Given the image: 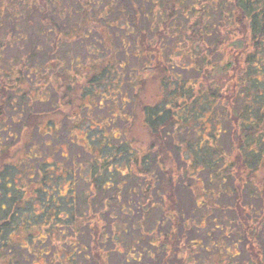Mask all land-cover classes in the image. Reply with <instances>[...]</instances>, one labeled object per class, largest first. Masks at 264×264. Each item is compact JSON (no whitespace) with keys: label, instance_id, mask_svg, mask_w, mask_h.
Segmentation results:
<instances>
[{"label":"trees","instance_id":"1","mask_svg":"<svg viewBox=\"0 0 264 264\" xmlns=\"http://www.w3.org/2000/svg\"><path fill=\"white\" fill-rule=\"evenodd\" d=\"M56 1H61L60 7ZM63 1L0 0V41L9 37L6 41L7 44L4 42L3 44L12 45L10 43L12 38L13 40L19 38L18 40L24 41L26 39L25 35L30 37L45 36V33L41 32L39 27L36 26L38 21L31 19L34 16L52 15L53 17L57 16L59 19L66 16L65 21L60 20L63 23L66 22L67 26L72 20V15L78 14V10H74L72 1H67V8ZM77 1L86 2L88 7L91 8L95 5L92 0ZM129 1L135 15L139 16L140 20L124 21V27L120 28L124 31L125 36L133 35L130 37L137 47L128 52L126 48L128 45L123 40V54L125 57L129 54L131 56L135 54L139 59L145 55L148 62H140V64L149 74H146L144 78L155 76L156 79L158 78L160 85L161 98L159 101L153 105H145L142 109L143 113H141L143 125L150 137L148 150L150 153L146 152L147 154L142 157L135 156L132 145L133 140L127 132L114 134L115 141L108 140L110 132H106V134L104 132L107 131L106 128L111 126V123H114L111 118L114 119L116 114H113L107 119V127L96 132L95 136L100 142L95 140V143H97L95 146L94 141L87 143L89 146L92 144V147L97 148V153L91 154L88 152L91 161L87 164L88 178L86 181L80 174L81 165L79 163L71 166L70 170L62 171L63 169H59L56 164L49 165L45 163V165L42 161L38 162L36 160L37 164L41 165V172H38V174H42L41 177L38 176L39 179L34 180V182H32L33 177H29L28 186L22 180L23 187L26 186L27 189L21 186L19 191L15 193L9 183L11 177L9 179L5 177L9 167L3 165L0 168V264H28L29 257L35 260L31 253L33 249H36V246L31 245L29 240L32 233L24 229L20 230L16 223L19 216L27 217L28 211L32 207L37 210V205L35 202L33 203L35 200L40 208V212H35L36 219L40 223L38 224L42 226V232L46 231L45 234L42 233L44 237L42 248L47 250L44 242L47 238L52 241L55 236L54 231H57L58 236L65 237L64 225L67 224L73 230L81 222L91 223L93 227L90 228L89 243L84 244V248L86 250L89 246L92 251L91 257L96 264H108L109 251L103 249L106 245L108 246L104 230L108 227L111 232L114 231V225H110L109 222H115L116 218L111 216L108 221L109 226L106 227L103 224L106 221L102 216L103 213L95 217L97 212H93L89 220L84 217L86 212L80 213V210L82 206L92 210L98 207H110L113 210L117 208L120 217H122L125 215L121 214L119 207L121 205L127 207L126 203L128 202L133 212L137 210L142 212L146 209V205L143 206L139 199L147 198L150 193L151 186L149 185L151 182L145 187L138 185L139 191L144 194L139 198L135 194V189L128 188L124 190L125 186L129 185L126 179L129 176L131 177L133 173L131 169L133 164L135 168L139 167L140 174L150 175V171H146L141 167H149L153 158L157 160V166L160 168L159 172L162 179L159 190L168 208L167 212L163 213L161 221H158V225L167 222L169 232L162 234L154 227V230L158 232H150L147 235L148 238L145 237L147 239L140 236L134 240L125 253L126 264H129L130 260L139 263L144 257H146L148 264H185V262L187 264L188 261L182 258L181 252L187 249L191 251L190 247L194 251L196 248L197 250L204 248V253L213 252L214 257L209 255L206 259L207 263L201 261V264H210L211 259L217 258L216 264H238L237 258L241 256V253L235 254L232 249L239 250L241 247L239 245L242 242L233 235L232 238H230V235L227 236L226 233L229 234L230 229L223 223L217 224L216 221L211 220V228L208 229L206 238L212 249L204 247V240L199 233L207 225L205 219L211 216L210 204L214 200L211 199L210 192L218 196L223 191L229 193L225 201L234 200L236 202L234 206L236 220L239 224L237 228L242 231L239 232L241 233L239 235H243V241H245V248L249 255L248 264H264V251L262 252L257 242V238H261L262 234H258L259 236L256 234L257 226L255 225L264 224V185L257 190L258 197L255 194L256 192H249L246 187H250L248 183L250 176H248L247 181L245 180L246 177L243 179V173L248 172L249 175H254L256 172H264V0ZM116 2L117 0L106 1L102 13H100L104 16L105 20L101 21H105L106 27L107 24L111 23L106 19L107 16L115 15V19H112L115 21L118 20L117 15L122 14V12L118 13L119 9L115 10ZM155 7L156 11H153ZM81 12L84 13L85 11ZM126 15L129 16V14ZM171 48L178 57L183 58V67L176 65L174 59H165L162 52ZM25 53L27 54L26 59L19 58L18 62L13 65H5L1 61L2 58H0L1 115L4 113L3 109L13 108V104L16 102V90H19L21 85L31 84L36 77L41 76L40 69L42 67H37L36 63H29L30 56L28 57V53ZM139 59L136 60L139 61ZM126 62L125 60L122 61V64H119L118 67L123 66L120 69H124ZM33 65H36L37 71H35ZM176 69L181 72L184 71V78L176 74ZM33 70L38 72L36 77L34 76L35 73H32ZM114 71V68L109 67L104 73H107L108 86L117 89L119 82L121 83L122 73L116 71L115 76H113ZM172 73L175 74L174 77L177 81L176 84L171 86ZM76 75L79 76L78 72H76ZM66 79L67 77L63 78L64 81ZM97 80L94 79L91 82ZM10 91L15 92V95L8 94ZM114 93L119 94V97L121 95L117 90H114ZM42 95L39 97H42ZM17 97L20 100L24 99L23 96L17 95ZM120 101L122 107L120 110H123L126 101ZM35 117L32 119V126L28 128L29 131L37 128L35 126L38 124V117ZM52 126L49 128V133L56 131V125ZM99 133L102 135L101 140ZM86 134L88 138V133ZM68 140L71 141L72 138L69 137ZM44 146L48 147V144L44 143ZM170 150H173V154L176 152L175 155L180 164H177L173 157L170 158ZM141 153L144 154L145 151L142 150ZM151 153H153V158ZM184 153L186 158L183 156ZM7 157L8 155L5 153L1 156V158ZM137 157L140 159L139 161L136 160ZM94 159L100 160L102 164H98ZM119 162H124L122 171L117 166ZM172 163L175 167H178V171L174 169ZM166 165L169 166L168 169L164 168ZM186 167L187 169H184ZM188 168L191 169L190 173ZM14 170L16 172L17 169L14 168ZM25 170V172L21 171L22 175L19 171L13 174L22 178L24 174L31 172L30 169L25 168ZM193 173L205 176L208 185L211 186V188H205L208 191L205 189L202 191L201 189L202 196L208 195L210 202H207L206 205L202 204V206L196 195L194 199V203L196 200V206L194 204L193 207L188 209L189 211H198L201 206L203 207V210H201L204 214L202 213L199 216L198 225L193 221L189 223L185 219V210L183 209H187L188 206L177 204L178 193L176 191L178 185L174 181L175 176L183 175L194 180ZM69 174L73 176H69ZM235 174L237 177L241 174L238 177V188L237 190L229 189L228 176ZM77 179L84 182L83 184L86 185L84 186L87 187L86 189L83 188L85 195L84 198L81 197L84 199L83 202L81 200V203L76 202L74 187ZM6 180L9 184L6 183ZM63 182L67 184V194L70 195H62L61 201L54 202L53 198L55 197L49 194L50 190L48 188L57 190L61 194L60 184ZM37 184H40V187ZM214 184L215 187L220 189L218 194L214 191L215 188L212 186ZM29 190H33L36 195V197L29 198H32L31 202L29 199L23 198ZM40 190L45 191V193L40 192ZM105 190H112L113 192L104 197L101 192ZM96 191L100 193V203L89 200L92 195L94 197ZM121 194L125 195L123 202L120 201L121 197L119 195ZM132 195H136L135 199L140 201L136 206L131 201ZM34 198L36 199L34 200ZM69 199L70 203L68 202ZM246 199L258 201V208L250 209L252 203L245 204ZM239 200H242V203L237 204ZM188 203L190 207L191 200L189 196ZM23 205H28V207ZM65 207L66 211L63 213L62 209ZM148 207L154 208L152 204H148ZM150 210L148 215L151 213ZM143 217L144 215L141 213L140 232L143 231ZM252 218H254L255 223L251 224L249 220ZM73 222L76 225L73 226L71 224ZM263 226L261 227L263 228ZM119 228L116 227L117 232ZM215 231L222 232L226 236L212 240L210 237ZM258 231V233H261V230ZM18 232L22 238L19 242H16L17 239L14 235ZM193 232L199 233V240L190 237V233ZM79 233L80 231L75 232L73 230L72 239L78 242ZM118 236L119 234H117L114 241L116 246L119 245ZM222 239L229 240L231 246H225ZM75 240H72L73 244L70 243L71 249V245H77L76 248H79V243ZM182 240L185 243H182ZM191 242H194L198 247L193 248ZM150 248H153L154 251L151 252ZM131 252L135 257L130 259L127 254ZM44 257H47V255L38 256L39 259ZM69 262L67 264H78L75 259ZM192 262L196 264V261L192 260Z\"/></svg>","mask_w":264,"mask_h":264},{"label":"rangeland","instance_id":"2","mask_svg":"<svg viewBox=\"0 0 264 264\" xmlns=\"http://www.w3.org/2000/svg\"><path fill=\"white\" fill-rule=\"evenodd\" d=\"M67 1H72V7L75 8L74 10H78V14L72 15V20L67 26L66 22L63 23L61 21H65L67 19L66 16L61 17V20L57 16L53 17L52 15L45 17L34 16L31 19L38 21L36 26L39 27L41 32L45 33L46 37L43 35L39 37L37 35L36 37L25 35L26 39L24 41L18 40L19 38H14V40L12 38L10 39V43H12V45L10 44L11 46L3 44V42L6 43L9 37L0 41V45H4L0 47V58H2L1 61L4 62L5 65L16 64L19 58L25 60L27 57L25 52H27L28 57L30 56L29 63H36L37 67H42L40 69L41 76L38 78L36 77L38 72H35L37 71L36 65H33L35 71L33 70L32 73H35V82L33 80V83L31 84L26 83L21 85V88L16 90V102H14L13 99V108L3 109L4 113H2V115L0 113V168H2L3 165L9 167L5 177L8 179L11 177L9 183L12 185V191L15 193L19 191L21 186L23 187L22 180L26 186H28V182L30 181L29 177H33L32 182L39 179L38 176L41 177L42 174H38L41 165L37 164L36 160H38V162L42 161L43 164H56L59 166V169H63L62 171L70 170L71 166L79 163V165H81L80 174L83 179L87 180V164L91 161L90 153H97V148L92 147V144L89 146L87 143L94 141V146L97 144L95 143V140H98L95 136L96 132L102 131L104 127H107V119L113 114H116L114 119L111 118V121L114 123H111V126L106 128L107 131L105 130L104 132V134L110 132L108 140L111 142L115 141V137L113 138L114 134L117 135L121 132H127L133 140L132 145L135 156L142 157L145 154L150 153V151L148 152L150 137L143 125L141 113H143L142 109L145 105H153L159 101L161 98L160 85L158 78L156 79L155 76L144 78L146 74H149V72L147 73L146 69L142 67V64H140V62H148L144 54V57H141V59L137 58L135 54H132V56L130 54L126 57L124 56L122 51L124 45L123 40L128 45L126 47L128 52L133 51L137 46H135L136 43L131 39L133 35H130L131 37L128 35L125 36L124 31L120 28L124 27V21H139V16L135 15V11H133L130 6L129 0H117L115 10L119 9L120 11L118 13L122 12V14L117 15L116 18L118 20L115 21H113L115 15L107 16L106 19L111 21V23L107 24L106 27L105 21H101L105 20L104 16L100 13H102L103 6L108 0H92L93 3H95L93 8L88 7L86 2L81 3L77 0H64L63 2L66 8L68 5ZM56 3H59V7L62 4L61 1H56ZM57 4L56 6H58ZM81 11L85 12L82 13ZM153 11H156V7ZM126 14H129V16L127 17ZM112 21L117 26H113ZM160 31L162 30L160 29ZM120 40L122 41L120 42ZM162 54L165 55V59H174L173 61L176 65L183 67V58L181 56L178 57L172 48L169 50L165 49V52H162ZM136 59H139V61ZM124 60L127 61V64L126 66L124 65V69H120L123 68V66H120V68L118 66L119 64H122V61ZM109 67L115 69L113 76H115L116 71L122 73L120 79L121 83L119 82V87H117V89L108 86L107 73H104V71ZM175 71L177 75L184 78V71L181 72L178 69ZM76 72H78L79 76L76 75ZM172 76L171 86L172 84H176L177 81L176 77H174L175 74L172 73ZM62 77H67L66 81H64ZM94 79L98 80L92 83L91 80L93 81ZM31 88L32 90H30ZM8 90H10V88H8ZM114 90L119 91L121 94L120 97L119 94L114 93ZM8 94L14 96L15 92L12 93V91H10ZM17 95L23 96L24 99L20 100ZM41 95L42 97H39ZM120 100H122V102L123 100L126 101L123 106V111H120V109H122ZM35 116L38 117V124L35 126L37 128L29 131L28 128L32 126L31 122L32 119L36 118ZM52 125H56V131L49 133V128L53 127ZM86 133H88V138ZM49 134H51L52 137ZM98 135H100L101 140L102 135L100 133ZM69 137L74 141H69ZM103 138L106 139L105 136H103ZM98 142L100 141L98 140ZM44 143H47L48 147L44 146ZM142 150L145 151L144 154L141 153ZM169 152L170 158L173 157L176 163L180 164L175 155L176 152L174 154L173 150H170ZM4 153L8 155L7 158H1ZM151 156L153 158V153H151ZM183 156L186 158L185 153ZM94 160L98 164H102L100 160ZM136 160L139 161L140 159L137 157ZM172 162L175 163L174 161ZM118 164L119 165L117 166L120 168L119 170L122 171L124 169V162H119ZM131 167L133 173L131 174V177H127L126 182H128L129 185L125 186L124 190L133 188L136 191L135 194L140 198V196L144 194H142V191H139L138 185H143L145 187L151 182L149 185L151 186L149 190L150 193L149 195L147 194V198L143 197L139 199L143 206L146 205V209L142 212L139 210L133 212L127 202V207L123 205L119 207L121 209V214L125 215L122 217H120L118 212L119 209L117 208L113 210L110 207H98L97 209L92 210L83 208L82 206V209L80 210V213L83 211L86 212L84 217L89 220L93 212H97L95 217L103 213L102 216H104V219L106 220L103 224L106 227L109 226L108 221L111 216L116 218L115 222H109L110 225H114V231L111 232L108 227L104 230V236L107 238L108 246L106 245L103 249L104 251L107 249L109 251L108 264H126L125 253L128 250V246L132 245L133 241L140 236L148 238L147 235H149L150 232L154 233V231L157 230L161 231L162 234H167L169 232V224L167 222L158 225V221H161L163 213L167 212L168 208L163 195L159 190L162 177H160L161 173L159 172L160 168L157 166V160L153 158L152 164L149 167H141L146 171H150V175L143 173L140 174L139 167L135 168L134 164ZM168 167L169 166L167 165L164 166L165 169H168ZM14 168H16V172L19 171L20 174L21 171H26L25 168L30 169L31 172L26 175L24 174V176L20 178L13 174L16 173ZM174 169L178 171V167L174 166ZM184 169H187V167ZM190 170L191 169L188 168L189 173ZM243 174V179L246 177V181L248 176H250L248 181L250 187L246 186L248 191L256 192V196L259 197L257 190L264 185V172H256L254 175H249L248 172ZM53 175H55V173H53ZM69 176L73 175L69 174ZM238 177L236 174L228 176L230 183L228 187L229 189L237 190L239 181ZM193 178L194 180L191 179V177L186 178L185 175L175 176L174 181L178 185V190L176 191L178 193L177 204L188 206L187 209H183L185 210V219H187V222L189 223L190 221H193L198 225L199 216L203 213L202 206L206 205L207 202H210L208 195L202 196L201 192L205 188H211V186L208 185V180L203 175L200 176L197 173H193ZM6 183H8L7 180ZM64 183L65 182L60 184L61 194L57 190L48 188V190H50L49 194H51L52 197H55L53 198L54 202L61 201L62 195H70L69 193L67 194L68 187L67 184ZM83 183L84 182H81L80 179H77V183L74 187L76 202L78 201V203H81V200L82 202L84 201L83 196L85 195V190H83V188L86 189L87 187H85L86 185ZM37 185L40 187V184ZM26 186L23 188L27 189ZM212 186L215 188V193L218 194L220 189L215 187V184ZM146 190L148 189L146 188ZM40 192L45 193L43 190H40ZM86 192L88 193L87 190ZM112 192V190H105L104 192H101V195L106 197ZM94 194V197L92 195L89 200L100 203V193L96 191ZM196 195L198 201L203 205L198 211H189L188 209L193 207L194 204L196 206V200L194 203ZM209 195L211 199L214 200V202L210 204L212 210L211 216L208 219H205L207 220V225L205 224L206 226L203 228L204 230L199 231L204 240V247H210L206 234L208 233V229L211 228V220L213 219L217 224L223 223L228 229H230L229 234L226 233L227 236L230 235V238H232L233 235V237L241 240L242 243L239 245L241 246L239 248L241 256L237 258V261L238 264H248L249 255L245 248V241H243V235H239L241 234L239 232L242 231L237 228L239 224L238 220H236V209L234 206L236 202L234 200L225 201L226 196H228L229 193L224 191L218 196H215L211 192ZM32 196L36 197L33 190H29L23 198L29 199ZM119 196L121 197L120 201L123 202L125 200V195L121 194ZM188 196L191 200L190 207ZM135 197L136 195H132L131 201L134 202V205L136 206L140 201L136 200ZM24 199L23 201H25ZM31 199H29L30 202ZM35 199L36 198H34V200ZM247 200L248 199L245 200V204L252 203L250 209L258 208V201L253 199H251V201ZM69 201L70 199L68 202ZM34 202L37 205V210L32 207L30 211H28L27 217L19 216L16 222L20 230L24 229L25 231L32 233L29 239L30 244L36 246V249H33L31 253V256L35 257V260L29 257L28 264H67V262H72L74 259L78 264H96L91 257L92 251L89 249V246L86 250L84 248V244L86 245L89 243L90 228L92 229L93 227V224L91 223L86 224V222H81L82 224L80 223L77 228L73 229L75 232L80 231L79 237H77L79 240L78 242L75 239H72L73 230H71L66 224L63 226V231L66 233V239L65 237L62 238L61 236H58L57 231H54L55 236L52 238V241L47 238L44 242L47 250L46 248H42V241L44 238L42 235L43 229L42 226L39 225L40 223L36 219L35 214V212H40V208L38 202L36 200L33 201V203ZM240 203H242V200L237 202V204ZM148 204H152L154 208L148 207ZM25 207H28V205ZM149 210L151 211L150 215H148ZM65 211L66 207L62 209L63 213ZM141 213L144 215L142 232H140L139 228V225L141 224ZM205 214L207 213L205 212ZM253 219L254 218L251 219L252 221L249 220L251 224L255 223ZM74 223L75 222L71 224L74 226L76 225ZM255 225L257 226L256 234H262L261 238H257V242L263 252L264 224ZM117 226L120 227L118 232L116 231ZM261 226H263V228ZM154 227H156L157 230H154ZM259 227L262 229H259ZM258 230H261V233H258ZM45 232L43 234H45ZM199 233H190V237H195L199 240ZM117 234H119V239H117L119 245L116 246L114 245V241L115 238H117ZM226 235L222 232L215 231L211 234L210 238L212 240L220 239V237L223 238V236ZM14 236L15 239H17L16 242H19L20 238H22L19 232ZM72 240L79 243V248H76L77 245H71L72 249L70 248ZM182 243H185V241L182 240ZM222 243H224L225 246H231L229 240L222 239ZM191 245L193 248L198 247L194 242H191ZM190 249L191 251L187 249L182 250L181 252L182 258L187 259V264H193L192 260L196 261V264H201V261L205 262L209 255L214 257L213 252L204 253V248L201 250H197L196 248L195 251L192 250L191 247ZM210 249H212V247H210ZM149 250L151 252L154 251L153 248H150ZM45 254L47 257L38 258V256H44ZM127 257L131 259L135 257V255L131 252L127 254ZM217 259H211L210 264H216ZM145 260L146 257H144L139 263L130 260L129 264H145V262L148 264V261Z\"/></svg>","mask_w":264,"mask_h":264},{"label":"flooded vegetation","instance_id":"3","mask_svg":"<svg viewBox=\"0 0 264 264\" xmlns=\"http://www.w3.org/2000/svg\"><path fill=\"white\" fill-rule=\"evenodd\" d=\"M120 111H123V110H120ZM114 113V112H113ZM80 169H81V167H80ZM85 180V179H84ZM86 181V180H85ZM234 252H235V254H238V252H239V250L238 249H232Z\"/></svg>","mask_w":264,"mask_h":264}]
</instances>
